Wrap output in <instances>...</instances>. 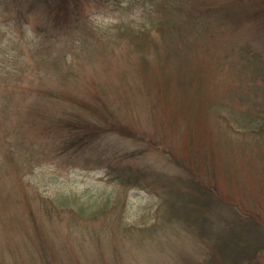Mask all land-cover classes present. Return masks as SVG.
I'll return each mask as SVG.
<instances>
[{"label":"trees","instance_id":"trees-1","mask_svg":"<svg viewBox=\"0 0 264 264\" xmlns=\"http://www.w3.org/2000/svg\"><path fill=\"white\" fill-rule=\"evenodd\" d=\"M111 1L121 0H0V15L26 34L27 49L35 62L26 74L28 84L21 85V91L16 85L21 84L17 72L11 69L5 70L9 75L0 72V193L9 192L6 194L9 203L25 200L30 205L34 202L49 218L66 209L77 214L78 220L86 216L85 202L67 204L56 197L43 196L36 189H26L30 184L24 182L23 174L46 162L45 159L57 158L60 163L66 158L73 165L87 168L105 162L102 166L107 168L106 173L112 180L126 187L138 186L146 172L131 159L142 156L144 149L125 152L111 146L108 148L112 152L110 156L97 155L95 149L98 140L107 133L134 140L140 138L146 145L163 152L170 163L185 173L178 182L190 189L192 201L222 204L232 213L216 216V224L215 219L207 218L209 230L212 225L219 226L218 231H208L206 242L218 251L221 260L225 264H258L264 254V217L255 208L239 212L236 204L219 199L214 188L208 185L213 184L210 181L213 177L193 171L191 167L195 165L176 157L168 143L159 144L153 137L156 132L148 136L145 130L132 129L124 121L126 115L121 110V105L127 101V95L123 94L126 91L128 94V90L98 80L94 82L96 90L85 98L65 84L76 77V67L83 63L106 59L122 47L137 51L143 58L147 51L151 52V47L148 63L167 59L166 63L179 68L183 74L172 78L160 75L159 86L163 87L159 94L176 84L181 87L183 79L188 81L187 77L198 78L204 64L212 65L228 85L225 96L212 99L202 113L208 117L211 113L225 112L224 118L230 124L263 136L264 0H154L142 11L135 25L119 21L102 30L94 28L86 18L85 5L91 2L105 5ZM164 43L176 46L174 52L168 51L166 56L156 53ZM129 76L124 78H128L132 87L130 92L144 87H139L133 77L130 81ZM178 96H183V92ZM166 180L162 178L161 185L168 182ZM9 182L11 186L6 188ZM18 184L25 187L23 195L17 193ZM194 195L197 197L193 200ZM109 204L108 199L104 200L96 211L88 213L89 216L107 211ZM163 204L162 218L166 217L168 209L167 203ZM31 214L29 218L34 221L35 230L38 220L34 212ZM160 224L159 219L141 230L155 232ZM214 255L207 252L205 259L213 261ZM181 260L184 264L200 261L186 256ZM214 263L221 264L218 260Z\"/></svg>","mask_w":264,"mask_h":264},{"label":"rangeland","instance_id":"rangeland-1","mask_svg":"<svg viewBox=\"0 0 264 264\" xmlns=\"http://www.w3.org/2000/svg\"><path fill=\"white\" fill-rule=\"evenodd\" d=\"M153 1L121 0L105 5L91 2L85 5V14L90 25L98 30L119 21L135 25ZM28 42L20 27L0 15V72L5 75H9L7 69L17 72L19 91L21 85L28 84L26 74L35 63L28 52ZM175 47L164 43L155 51L166 56ZM150 50L141 58L129 47L116 49L106 59L76 67V77L65 85L85 98L96 90L94 82L98 80L128 90V94L127 91L123 94L127 95V101L121 110L126 115L124 121L132 129L145 130L148 136L156 132L153 137L159 144L168 143L176 157L195 165L191 167L193 171L213 177L210 178L213 184L208 185L219 199L236 204L239 212L255 208L264 217V135L230 124L224 118L225 112L211 113L208 117L202 113L212 99L225 96L228 81L212 65L204 64L198 78L187 77L188 81L183 79L181 87L176 84L159 94L163 87L159 86L160 75L172 78L183 74L166 63L167 59L148 63L151 47ZM128 74L129 80L133 77L139 87H144L130 92L132 87L128 78H124ZM181 92L183 96H178ZM97 144L96 154L102 156H110L111 146L125 152L144 149L142 156L131 159L146 172L141 184L126 187L112 180L107 168L102 166L105 162L87 168L73 165L66 158L60 163L57 158L45 159L46 162L23 174L24 182L30 184L26 189H36L43 196L56 197L67 204L85 202L86 216L77 220V214L62 209L49 218L34 202L30 204L31 212L28 201L9 203L6 198L9 192L3 191L0 193V264H184L181 259L185 256L199 258L198 264H215L217 260L225 264L218 251L206 242L208 231L219 230L215 225L209 230L207 218L215 219L216 224V216H230V210L222 204L192 201L190 189L178 182L184 172L170 163L163 152L140 138L107 133ZM162 178L168 182L161 185ZM18 185L17 193L23 195L25 187ZM9 186L10 182L6 188ZM194 196L193 200L197 197ZM107 199L110 203L107 211L89 216V212L96 211ZM164 202L168 209L162 218ZM32 212L38 220L35 230L34 221L29 218ZM159 219L161 224L154 233L141 230ZM207 252H213L215 260L205 259ZM257 263L264 264V254Z\"/></svg>","mask_w":264,"mask_h":264}]
</instances>
